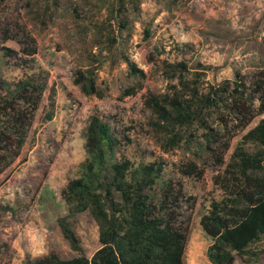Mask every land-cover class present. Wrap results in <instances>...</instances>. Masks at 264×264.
Returning a JSON list of instances; mask_svg holds the SVG:
<instances>
[{
    "label": "rangeland",
    "instance_id": "374dc122",
    "mask_svg": "<svg viewBox=\"0 0 264 264\" xmlns=\"http://www.w3.org/2000/svg\"><path fill=\"white\" fill-rule=\"evenodd\" d=\"M112 1L0 0V75L11 80L25 75L19 60L1 48L19 51L15 37L20 41L33 37L34 58L49 71L50 86L56 87L53 119L43 121L47 90L19 158L0 175V264H29L30 259L52 252L64 258L80 254L64 238L58 219L69 214L62 193L86 158L84 132L92 114L108 121L121 139L120 156L135 164L162 160L165 177L182 182L181 218L188 227L185 264H211L206 255L211 239L200 218L211 200L223 195L214 176L224 166L215 157L197 156L194 142L183 141L167 151L166 134L152 125L146 100L171 93L177 83L163 73L164 60H184L193 70H205L209 83L233 80L236 70L250 75L263 69L264 0H179L172 6L168 0H140L137 10L124 0L131 35L125 37V31V38L109 47L97 44L99 34L93 25L107 18ZM145 28L150 30L148 39ZM123 55L146 77L130 76ZM89 66L96 70L102 96H87L74 82L77 70ZM131 86L137 93L124 95ZM262 120L264 113L237 130L229 149L221 148L217 154L228 161L242 136ZM192 131L201 133L195 126ZM192 161L203 169L202 176L181 173L179 166ZM69 220L84 253L91 257L101 245L97 223L88 212L70 215ZM259 248L264 249V239ZM233 264H264V251L255 258L236 255Z\"/></svg>",
    "mask_w": 264,
    "mask_h": 264
},
{
    "label": "trees",
    "instance_id": "16d2710c",
    "mask_svg": "<svg viewBox=\"0 0 264 264\" xmlns=\"http://www.w3.org/2000/svg\"><path fill=\"white\" fill-rule=\"evenodd\" d=\"M129 1L133 10L139 8L140 0ZM178 1L168 0L170 6ZM107 8V18L93 26L99 34L97 44L115 47L125 31V37L131 35L129 7L124 0H114ZM150 35L145 28L144 38ZM15 39L19 51L5 46L1 49L8 57H16L27 72L18 80L0 75V175L19 158L47 90L50 95L44 122L53 119L56 106L50 73L34 58L35 39ZM123 59L130 76L146 77L127 55ZM161 67L177 83L171 93L152 95L146 104L154 117L152 125L166 134L165 149L169 151L183 141L194 142L197 156L215 157L224 166L214 176V184L223 195L213 198L200 218L204 233L211 239L206 252L210 263L233 264L236 255L258 257L264 251L259 248L264 239V120L242 136L228 161L217 153L221 148L229 149L234 133L264 113V68L250 75L236 70L233 80L209 83L205 82V70H193L184 60H164ZM74 82L87 96L103 95L91 66L77 70ZM135 93V86L124 90V95ZM194 126L201 131L199 135L193 133ZM84 136L86 158L62 193L69 214L58 219L64 238L80 254L64 258L52 252L30 259L29 264H185L188 227L181 218L182 182L165 177L162 160L135 164L120 156L121 139L97 114L90 116ZM179 170L185 176L204 173L196 161L180 165ZM84 212L91 215L99 230L101 245L91 257L84 253L69 220L70 215Z\"/></svg>",
    "mask_w": 264,
    "mask_h": 264
}]
</instances>
